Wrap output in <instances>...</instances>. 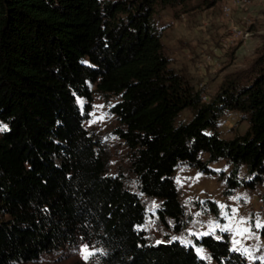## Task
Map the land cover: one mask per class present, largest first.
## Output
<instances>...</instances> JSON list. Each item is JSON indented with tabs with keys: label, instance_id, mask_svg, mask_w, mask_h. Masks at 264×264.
<instances>
[{
	"label": "trees",
	"instance_id": "16d2710c",
	"mask_svg": "<svg viewBox=\"0 0 264 264\" xmlns=\"http://www.w3.org/2000/svg\"><path fill=\"white\" fill-rule=\"evenodd\" d=\"M191 1L220 0H0V264L37 262L80 241L98 264H210L192 244L150 240L140 194L108 172L106 151L85 126L95 92L119 98L115 132L132 151L140 189L160 199V220L172 218L178 231L180 164L224 180L227 194L264 184V38L203 101L170 66L154 19L159 5ZM186 109L191 119L179 121ZM229 111L249 127L225 139L219 125ZM221 160L230 173L210 166ZM206 207L219 215L215 201ZM196 242L215 264H249L227 233Z\"/></svg>",
	"mask_w": 264,
	"mask_h": 264
},
{
	"label": "rangeland",
	"instance_id": "374dc122",
	"mask_svg": "<svg viewBox=\"0 0 264 264\" xmlns=\"http://www.w3.org/2000/svg\"><path fill=\"white\" fill-rule=\"evenodd\" d=\"M228 4L232 10L229 15L223 11ZM154 19L162 29L161 41L164 52L170 59V66L181 73L197 90L202 92V100L209 101L217 92L227 75L245 68L256 55V49L264 38V0L244 8L232 6V0H220L215 6L199 5L191 1L187 6L156 7ZM233 26L245 31V39L233 36ZM222 29V32L220 31ZM192 34L188 44L182 38ZM209 37L211 48L202 46L197 40L200 36ZM209 35V36H208ZM191 38V36H190ZM118 97L102 92L94 93L92 109L85 123L89 132L98 138L108 157V172L120 174L125 185L140 194L146 209V220L142 228L153 242L178 239L192 244L196 251L210 264H215L208 250L196 242L201 235L212 234L221 237L227 233L233 248L241 250L249 264H264V239L257 224H264V184L256 189L244 185L227 194L226 182L215 176L201 173L187 164H180L176 170V181L180 189L181 203L185 208L184 229L178 231L172 218L162 222L158 215L160 199L144 194L136 173L132 169V151L124 139L116 132L121 127L117 114L112 110ZM80 106L85 102L80 98ZM192 112H181L179 121H189ZM249 121L238 111H229L221 119L219 131L223 138L231 139L243 134ZM6 124L0 122V134ZM206 159L207 155L204 154ZM210 166L230 173L231 167L221 160ZM247 176L242 167L239 178ZM216 202L219 215L206 207V200ZM244 229H248L244 232ZM240 231L243 234L238 235ZM239 241V243H236ZM85 247L91 253L85 259ZM247 250V251H245ZM26 264H98L97 251L84 241L59 250L45 253L37 262Z\"/></svg>",
	"mask_w": 264,
	"mask_h": 264
},
{
	"label": "bare ground",
	"instance_id": "6f19581e",
	"mask_svg": "<svg viewBox=\"0 0 264 264\" xmlns=\"http://www.w3.org/2000/svg\"><path fill=\"white\" fill-rule=\"evenodd\" d=\"M260 1H261V0H251L250 3L247 4V0H232V6H236V7H238V8L241 9V8L246 7L247 5H251V4L259 3ZM231 10H232V8H231L230 5L225 4V5L223 6V11H224L225 14L229 15L230 12H231ZM232 29H233L232 31H233V36H234V37H236V38L239 37V38H241L242 40L245 39V35H247V34H246L245 31L241 30L242 28H240V27H238V26H233Z\"/></svg>",
	"mask_w": 264,
	"mask_h": 264
},
{
	"label": "crops",
	"instance_id": "0c3cea01",
	"mask_svg": "<svg viewBox=\"0 0 264 264\" xmlns=\"http://www.w3.org/2000/svg\"><path fill=\"white\" fill-rule=\"evenodd\" d=\"M221 32H222V29L220 30ZM190 36H191V38H190ZM209 36V35H208ZM194 37V36H193ZM192 34L190 35V34H188L187 36H185L184 38H182L181 40H182V43L183 44H188V42H190L191 40H192ZM209 37H206V36H204V35H202V36H200L199 38H198V42L199 43H201V45L202 46H206L207 47V49L209 50V48H211V40L210 39H208Z\"/></svg>",
	"mask_w": 264,
	"mask_h": 264
},
{
	"label": "snow or ice",
	"instance_id": "6c2138e0",
	"mask_svg": "<svg viewBox=\"0 0 264 264\" xmlns=\"http://www.w3.org/2000/svg\"><path fill=\"white\" fill-rule=\"evenodd\" d=\"M261 226H262V225H260V224H257V225H256V227H261ZM243 231H244V232H247V231H248V229H244ZM237 234H238V235H242L243 233H242V232H240V231H238V232H237ZM205 235H207V233H205ZM236 243H239V241H236ZM84 251H85V253H86V255H85V259H87V258H88V256H90V255H91V253H90V252H88V249H87V247H85ZM245 251H247V250H245Z\"/></svg>",
	"mask_w": 264,
	"mask_h": 264
},
{
	"label": "built area",
	"instance_id": "2783aa9c",
	"mask_svg": "<svg viewBox=\"0 0 264 264\" xmlns=\"http://www.w3.org/2000/svg\"><path fill=\"white\" fill-rule=\"evenodd\" d=\"M250 1H251V0H247V4H249V3H250Z\"/></svg>",
	"mask_w": 264,
	"mask_h": 264
},
{
	"label": "clouds",
	"instance_id": "9594fccd",
	"mask_svg": "<svg viewBox=\"0 0 264 264\" xmlns=\"http://www.w3.org/2000/svg\"><path fill=\"white\" fill-rule=\"evenodd\" d=\"M178 240V239H177Z\"/></svg>",
	"mask_w": 264,
	"mask_h": 264
}]
</instances>
